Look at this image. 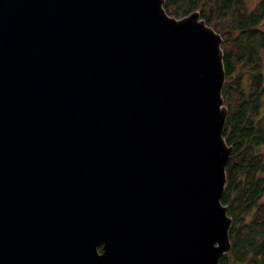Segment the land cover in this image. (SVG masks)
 Returning <instances> with one entry per match:
<instances>
[{
  "label": "water",
  "instance_id": "water-1",
  "mask_svg": "<svg viewBox=\"0 0 264 264\" xmlns=\"http://www.w3.org/2000/svg\"><path fill=\"white\" fill-rule=\"evenodd\" d=\"M163 5L0 0V264L230 250L222 38Z\"/></svg>",
  "mask_w": 264,
  "mask_h": 264
},
{
  "label": "trees",
  "instance_id": "trees-1",
  "mask_svg": "<svg viewBox=\"0 0 264 264\" xmlns=\"http://www.w3.org/2000/svg\"><path fill=\"white\" fill-rule=\"evenodd\" d=\"M229 5L230 0H164L163 6L169 16L176 18L198 10L223 38L226 80L222 97L227 108L223 136L232 150L225 168L221 202L227 206L232 222L231 247L219 264H264V154L260 149L264 145V81L261 83L257 77L246 89L242 78L229 76L224 46L228 39Z\"/></svg>",
  "mask_w": 264,
  "mask_h": 264
},
{
  "label": "flooded vegetation",
  "instance_id": "flooded-vegetation-1",
  "mask_svg": "<svg viewBox=\"0 0 264 264\" xmlns=\"http://www.w3.org/2000/svg\"><path fill=\"white\" fill-rule=\"evenodd\" d=\"M226 26L228 39L224 46L229 76L247 78V88L257 77L263 83L264 0H256L252 6L247 4V0H230V5L226 8Z\"/></svg>",
  "mask_w": 264,
  "mask_h": 264
},
{
  "label": "rangeland",
  "instance_id": "rangeland-1",
  "mask_svg": "<svg viewBox=\"0 0 264 264\" xmlns=\"http://www.w3.org/2000/svg\"><path fill=\"white\" fill-rule=\"evenodd\" d=\"M255 1L256 0H247V4L250 5V6H252V5L255 4ZM195 11L199 12L198 10H195ZM199 15H200V13H199ZM200 18H201V15H200ZM242 80H243V86L245 87V85H246V88H247V86H248V79L247 78H242ZM261 111H263V108L261 109ZM260 149H261L262 153L264 154V145L262 147H260Z\"/></svg>",
  "mask_w": 264,
  "mask_h": 264
}]
</instances>
